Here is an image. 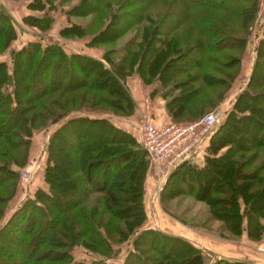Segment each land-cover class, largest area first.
Here are the masks:
<instances>
[{
  "label": "trees",
  "instance_id": "1",
  "mask_svg": "<svg viewBox=\"0 0 264 264\" xmlns=\"http://www.w3.org/2000/svg\"><path fill=\"white\" fill-rule=\"evenodd\" d=\"M181 1L71 4L65 11L69 21L58 33L87 38L86 45L103 49L101 56L68 51L41 36L12 44L20 25L0 3V218L17 190L32 133L53 125L44 147L47 187L38 185L0 224V264H114L108 258L115 245L134 232L124 264H204L202 251L184 238L181 263L149 252L156 250L148 238L155 230L137 227L146 215L149 155L138 135L111 116L134 112L127 84L134 73L151 87L150 97L163 99L171 120H194L225 98L253 33L259 0H186L180 16L168 21ZM25 6L24 23L50 28L53 0H26ZM88 14L85 22L72 18ZM120 17L124 22L116 26ZM137 25L142 28L120 40ZM263 169L264 29L246 82L207 135L201 161L180 160L161 192L206 202L207 219L219 220L233 234L246 217L249 237L259 238ZM78 181L85 184L79 190ZM76 247L93 258L75 259ZM209 264L254 263L218 256Z\"/></svg>",
  "mask_w": 264,
  "mask_h": 264
},
{
  "label": "rangeland",
  "instance_id": "2",
  "mask_svg": "<svg viewBox=\"0 0 264 264\" xmlns=\"http://www.w3.org/2000/svg\"><path fill=\"white\" fill-rule=\"evenodd\" d=\"M3 1L6 2V4L7 2L9 3L12 1L17 2V0ZM21 1L22 0H18V2ZM53 1L55 2V8L54 10H50L49 13L53 14L55 20L52 22L50 28L45 30H41L34 25L24 23L22 21V15L20 18L18 11H13L11 13V11L5 6V8L12 14L14 19L20 25V33L12 44H21L28 39H35L41 36L42 38H40V40L43 42L57 41L68 51L83 49L85 52H90V49L92 48L94 52L99 54L101 51L99 48H96V46L90 47L86 45L85 39L87 38H68L61 36L58 33V28L69 21L65 14L66 9H68L71 4L75 3L77 0H61V2L58 0ZM184 2H186V0H182L181 2L175 4L168 21H172L177 16H180ZM1 4L4 5L3 3ZM32 12L37 14L42 13L40 10H32ZM72 18L79 22H85L89 18V14L74 15ZM123 19H125V17H120L116 21V26L121 25L124 22ZM263 27L264 0H259L257 16L253 26V33L250 34L249 40L247 41L246 48L243 53L242 64L237 77L232 81L230 88L226 92L225 98L214 105L222 106L224 114L231 107L238 90H240L246 82L254 58V46L257 43L258 36H261L262 34V30L264 29ZM141 28V25L133 27L120 40L123 41L128 37L130 32L132 33L135 29L139 31ZM2 56L0 55V57ZM40 85H42V83L34 86L33 89H38ZM134 87H136L135 101L139 102L140 105L135 107L132 114L114 115V117H112L114 121L117 120L119 123L126 126L130 125L133 130L136 131L139 139L141 127L145 120H150L156 124L187 122L182 120H171L164 114L162 115V112H155V108L157 106L161 107L160 101L148 97L147 86H143L138 82V85H134L133 88ZM163 108L165 109L164 104ZM224 114L219 120L222 119ZM52 129L53 125L51 124L47 128L34 131L32 133L29 158L26 164L20 168L17 190L14 193V196L9 199L4 210V214L0 218V224L10 215L13 209L23 200V198H25V196L32 194L34 189L39 187L38 185H41L46 189L47 184L44 182L42 175L46 158V151L44 147ZM104 134L106 135L107 133L105 132ZM205 139L206 138H204L201 143L191 150L188 157L195 159L197 162L201 161L202 154L198 156H196V154L198 151L200 153L202 150L201 146L203 147ZM98 140L99 138L95 136V141ZM198 147H200V149ZM261 173L264 174V169ZM163 184L164 183L161 184L160 188L157 186L156 182L150 188L146 187L144 196L146 215L142 223L137 226L138 230L149 227L154 228L155 230L154 232L156 234H152L153 238L150 236H148V238H151V241L154 242L153 246L156 247L157 251L155 250L149 252L153 254H158L160 252L159 256L171 258L172 260L181 263L182 260L180 261L179 259L187 252L188 246L181 241V239L184 238L202 251L204 255V264H209L210 261L218 256L230 259L242 258L254 264H264V215L259 217V221L262 224L261 226L263 229L259 238L249 237L246 229V217H243L242 219L243 229L238 234H233L232 232H228L219 220L207 219L208 206L206 202L197 200L190 194H177L170 197L168 195L163 196L161 192ZM84 185L85 184L82 181H78L76 183V187H78L77 190L82 188ZM158 233L161 235L158 236ZM134 235L135 232L121 240L120 243L116 244L115 246L117 248V252L110 256L108 260L112 261L114 264H124L126 253L129 249L131 250L134 248V246H132ZM6 243L7 242L4 243L5 250L9 248ZM72 255L75 259H83L86 262H89L93 258V255L88 253L83 247H76L73 249ZM15 256V258L18 259L16 254Z\"/></svg>",
  "mask_w": 264,
  "mask_h": 264
},
{
  "label": "built area",
  "instance_id": "3",
  "mask_svg": "<svg viewBox=\"0 0 264 264\" xmlns=\"http://www.w3.org/2000/svg\"><path fill=\"white\" fill-rule=\"evenodd\" d=\"M223 114V107L217 105L187 122L144 121L140 140L148 152L149 170L159 188L171 169L212 132Z\"/></svg>",
  "mask_w": 264,
  "mask_h": 264
},
{
  "label": "crops",
  "instance_id": "4",
  "mask_svg": "<svg viewBox=\"0 0 264 264\" xmlns=\"http://www.w3.org/2000/svg\"><path fill=\"white\" fill-rule=\"evenodd\" d=\"M3 0H0V2L1 3H3L4 4V6H6L10 11H11V13L13 12V11H18L19 12V16H20V18H21V15L23 16V14H25L26 12H28V9L26 8V6H25V4H26V1L25 0H22L21 2H18V0H17V2H15V1H12V2H7V4H6V2H2ZM86 41V40H85ZM91 47V46H90ZM96 48H99V47H96ZM99 50H103L102 48H99ZM79 51H83V49H80ZM99 52V54H97V52H94V50L91 48L90 49V52H87V53H90V54H92V55H95V56H101V54H102V52ZM85 52V51H84ZM141 84V85H145V86H147L148 87V89H147V95H148V97H150V95H149V91H150V88L151 87H149V85H147V84H144L143 82H142V80L140 79V77L137 75V74H131V75H129L128 77H127V84L129 85V88H130V90H131V93H132V95L134 96V99H135V91H136V87H134L133 88V86L135 85H138V82ZM151 98H153V99H157V100H159L160 101V104H161V107H156L155 109H156V111L155 112H158V113H161L162 112V115L164 114L165 116H167V118H169V116L167 115V112L165 111V109L163 108V99L160 97V96H158V95H156V96H154V97H151ZM140 104H139V102H136V106H139ZM153 111V112H154ZM155 115H156V113H155ZM111 116H113L114 117V115H111ZM159 116H161V115H159ZM112 117V118H113ZM114 120V119H113ZM116 123H118L119 125H122V126H125V127H129L130 129H132L133 130V128L130 126V125H128V126H126V125H124V124H122V123H119L117 120H116ZM135 133H136V131L135 130H133ZM204 144V143H203ZM204 146V145H203ZM199 149H200V147H198ZM201 148H202V150L200 151V153H199V151H198V153L196 154V156H198V155H201L202 154V152H203V147L201 146ZM154 183H155V180H154V178L151 176V174H150V176H148L147 177V179H146V187H151V186H153L154 185Z\"/></svg>",
  "mask_w": 264,
  "mask_h": 264
}]
</instances>
